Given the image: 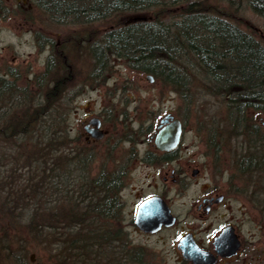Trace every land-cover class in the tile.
<instances>
[{
  "label": "rangeland",
  "instance_id": "374dc122",
  "mask_svg": "<svg viewBox=\"0 0 264 264\" xmlns=\"http://www.w3.org/2000/svg\"><path fill=\"white\" fill-rule=\"evenodd\" d=\"M4 1L8 5L9 13L0 20V74L8 79L16 78L18 87H26L29 95L25 102L32 104L30 106L32 110L36 107L33 104L43 101L44 84L42 87L38 86L39 79L44 78L46 85L51 82V72L44 74L47 57L51 56L53 61H57L61 53L60 50L58 52L56 49L53 50L50 44L60 45L65 41V44H69L64 45V49L69 51V57L64 55L72 74L71 82L60 95V101L52 102L50 109H54V113L55 111L58 113L60 109L64 111L68 125L73 127L71 136L77 134L78 120L83 117L84 112L99 114L102 116L104 126L108 128L111 135L117 137L124 151L131 144L139 151L134 160L124 163L125 169L121 181L122 185L125 183V189L115 194L119 219L122 216L125 217L124 220L129 219L128 212L139 194L164 192L172 211L181 219L186 217L185 225L195 228L198 237L206 243L204 237L213 231L216 222L213 223V227L208 228L206 222L192 219L188 212L192 211L191 199L200 191L201 184L211 180L217 181L220 189L237 192V194L234 193L236 197L234 206L242 203L248 206L246 202H249L250 207L254 208L249 189L263 193L264 190L259 189L263 185H258L257 177L251 175L247 178V175H243L244 173H237L239 170L234 161L237 156L234 153L248 150L249 153L251 151L259 154L261 150H264V146L258 143L250 146L248 141L252 140V132H235L239 127L236 130L230 127L224 115V100L208 93V87L204 86L203 75L198 73L193 79L191 78L189 86L185 84L175 88L156 79L148 81L146 73L128 67L122 59L113 56L102 76L94 77L92 75H95V72L92 69L89 51L86 52L85 48H80L81 43L75 44L74 47L70 39L73 37L74 40L77 35L83 34L91 40L98 39L107 23L100 20L91 25L57 23L41 9L29 7L30 2L23 4L19 0ZM216 3L219 10L231 11V18H233L231 20L243 30L254 33L264 45V26L257 15L247 7H240L234 11L225 0H216ZM19 7L25 12L18 13ZM175 12L177 11L172 7L166 6L162 8L160 15L168 20L172 15V18L175 17ZM209 89H212V86H209ZM5 100L7 99L4 93L0 98V111L3 107L5 108ZM27 104L22 108L28 107ZM167 112L173 113L183 123L181 156L178 159L158 160L151 164L140 162L137 159L138 156L142 155L148 147L147 143H140V141L148 139L149 134L155 130L159 118ZM260 116L262 114L257 112L246 115L247 119L251 117L258 124L257 130L264 135V127L259 125ZM4 122H6V116L0 117V131ZM216 122L220 123L217 127ZM40 128L41 125L36 124L30 133L13 137L10 142L2 140L0 132V264H18V258L23 264H72L73 262L69 255L62 254L64 246H58L59 256L53 255L50 253L53 244L49 243V239L52 238L44 233L37 235L34 227L28 228L27 206L23 203V199L19 202L21 198L17 197L16 202L19 203L16 204L8 202L9 195L17 196V193L20 195L24 191L19 176L23 173L25 157L32 156L35 145L38 144L37 141H41ZM110 139V136H106L93 148H85L87 152L85 150L84 152L88 159L81 161L82 174H84L75 176L73 171L72 183L76 190H81L83 185L86 187L87 177L99 173L118 175V160L115 158L118 156L116 152L118 141L114 143V139ZM109 143L113 146L110 147ZM83 145V141L80 140L75 143L73 150L77 152ZM194 165L200 166L201 169L198 178L191 176V167ZM71 168L74 169L75 165L72 164ZM262 168L264 170V166ZM171 169L175 172L178 170L185 172L186 180L180 186L171 182L169 177ZM164 175L168 176L166 182L162 179ZM84 193H79L80 198L87 195ZM230 194L233 195V193ZM73 200L77 199L72 198ZM122 210L124 213L121 212ZM227 215L228 211L226 218ZM250 215V220L244 225L245 230L249 232L248 235L253 232L258 233L257 228H259L253 221L257 220L256 213L251 210ZM120 226L119 235L122 237L120 241H124V244L113 241L109 246L110 249L106 251L100 249L101 252L98 253H101V257L106 255L115 261V264L120 262L126 264L130 263L129 260L132 257H137L138 250L141 253V262L144 264H188L182 260L180 250L175 245L178 227L163 229L154 234H144L130 225ZM262 230L264 231V226ZM1 244L8 246L9 254L3 250ZM129 249L136 251L128 252ZM99 259L100 257L91 256L83 263L104 264V261L98 263Z\"/></svg>",
  "mask_w": 264,
  "mask_h": 264
},
{
  "label": "trees",
  "instance_id": "16d2710c",
  "mask_svg": "<svg viewBox=\"0 0 264 264\" xmlns=\"http://www.w3.org/2000/svg\"><path fill=\"white\" fill-rule=\"evenodd\" d=\"M225 1L234 11L247 7L264 26V0ZM27 3L57 23L91 25L98 20L107 23L98 39L91 40L85 34L70 39L74 47L81 43L79 47L89 51L95 72L92 76L101 77L113 56L175 88L189 86L200 73L208 93L224 100V115L230 127L234 130L239 127L235 132H252V140L264 139L259 136L257 123L246 117L251 112L264 115V45L254 33L231 20V11L219 10L216 0H27ZM166 6L177 11L175 17L172 15L168 20L161 17ZM17 12L25 11L19 7ZM8 13V5L0 0V20ZM135 15L141 18L134 19ZM64 45L69 44L65 41L60 45L50 44L61 53L57 61L47 57L44 74L51 72V82L46 85L44 78L39 79L38 86L44 84L43 101L33 104L36 106L33 110L32 104L25 102L29 95L26 87H18L16 78L8 79L0 74V98L5 93L7 99L0 111V117L6 116L0 131L2 140L10 142L13 137L25 136L36 124L43 129L39 130L41 141H37L32 156L25 157L23 173L19 176L24 191L17 196L9 195L8 202L16 204L24 200L28 228L34 227L37 235L44 233L52 238L49 243L53 244L50 249L53 255L59 256L58 246H64L62 254L69 255L72 264H84L91 256L100 257L98 263L115 264L109 256L101 257L98 252L110 249L113 241L124 244L120 241L115 196L118 175L99 173L87 177L86 187L76 190L73 171L75 176L84 174L81 161L88 159L85 147L81 146L77 152L72 149L64 111L54 113L50 109L52 102L60 101V95L71 82L72 74L64 55L69 57V51ZM25 104L29 106L23 109ZM219 124L216 122V127ZM242 155L238 162L241 173L264 171L260 153L253 152L250 161ZM79 193L87 195L80 198ZM17 197L21 198L19 202ZM1 247L9 254L6 244ZM136 256L126 264H144L138 250ZM17 260L23 264L20 258Z\"/></svg>",
  "mask_w": 264,
  "mask_h": 264
},
{
  "label": "flooded vegetation",
  "instance_id": "af4514ba",
  "mask_svg": "<svg viewBox=\"0 0 264 264\" xmlns=\"http://www.w3.org/2000/svg\"><path fill=\"white\" fill-rule=\"evenodd\" d=\"M59 44V43H58ZM175 116L171 112H167ZM167 113H165L163 116H165ZM160 117L158 122L155 125V130L157 131L158 125H164L168 122H170V119H167L166 121L160 123V120L163 118ZM178 118V117H177ZM179 120L182 123V120L179 118ZM99 124V128L103 130V135L101 137H97L95 132H92V128H94L96 125ZM261 127H264L261 123H259ZM78 132L77 134H73L71 136V132L73 131L72 125H68V132H69V137L72 142L71 146L72 149L75 145V143H78L83 141V147L85 148H93L96 146L99 141H103L106 136H110L111 139H114V143L118 141V156H115L116 160H118V192H121L123 189H125V183L122 185L121 181V176L123 174L124 168V163L126 164V161H132V159H135V155L138 154V150L136 149L135 146L132 144L128 146L126 151H124L119 145V140L117 137L115 138L113 135H111L110 131L108 130L107 127L104 126L103 119L101 115H96L92 114L90 111L84 112L83 117L78 120ZM257 128L258 124H257ZM153 131L152 133L149 134V137L147 140H141L140 143H147L148 147L143 151L142 155H139L137 159H139L140 162L146 163V164H151L154 161L158 160H174L178 159L180 155V145H181V140L178 143V145L169 150H164L156 147L154 143V134L156 131ZM183 123H182V134H183ZM259 131V130H258ZM110 134V135H109ZM259 136L264 137L263 133L259 131ZM109 140V142H110ZM131 143V141H128ZM262 144L264 146V139L262 140H251L248 141V144L250 146L256 145V144ZM110 146V143H109ZM111 145L110 147H112ZM261 146V145H260ZM86 152L87 150L84 149ZM245 154L244 158H247V161H250L254 157L253 152L250 151L251 155H249L248 150H241L235 154L237 158H234L235 163L237 164V169L239 170V161L243 158L242 154ZM261 155V164L264 163V150H261L259 152ZM255 154V153H254ZM241 162V161H240ZM190 167V165H189ZM249 167V166H248ZM241 171H238L237 173H240ZM185 172L178 170V172H175L173 169L170 170V175L169 177L171 178V182L173 184H178L180 186L183 182L186 180V175H184ZM201 174V169L200 166L194 165V167H191V176L193 178H198L199 175ZM207 175V174H206ZM243 175H247V178L251 175L253 177H257L258 185H263L259 187L260 190H264V173L262 172H256V171H247ZM209 176V174L207 175ZM167 175L163 176V180L166 182L167 181ZM211 178V177H210ZM261 179L258 180V179ZM151 186V184H150ZM201 188H199L200 191L194 194V198L191 199V207L192 211L188 212V214L191 215V218L194 220H198L200 222H206L208 228L210 226L213 227V223L216 222V227L213 228V231L208 233L204 238L206 239V243L201 239V237H198V232L195 228L193 227H187L185 225L186 223V217L183 219L179 218L177 214H175L171 207L169 202L166 200V195L164 192H152L148 194H139L136 196L135 201L132 203V208L128 212L129 219L124 220V216L119 219V224L123 226L130 225L136 230H139L143 232L144 234H154L157 232H160L163 229H171L178 227L179 232L178 235L175 239V245L176 248L180 250V254L182 257V260H184L188 264H196L192 262L191 260L183 257L182 251L179 248V241L182 237L186 236L187 234H191L194 242L197 244L199 248L202 250H205L209 253H211L215 257V261L213 264H264V231L263 226H264V192L259 193L255 191H251L249 189V194L251 196V201L253 203V207H250V203H248V206L243 205L244 203L240 204L239 206H234V202L236 201L235 194L237 192H228L225 191L224 189L219 188V184L217 181H208L206 184H201ZM247 189V188H246ZM178 191H183L178 189ZM246 192V190H244ZM230 193H233L231 195ZM235 193V194H234ZM151 196H159L162 201L166 204L168 207L170 213L174 216V222L169 225V226H161L156 232H144L140 230L136 224V214H137V208L138 205L144 201L145 199L151 197ZM253 210L256 215H257V220H253L255 223L256 227L258 230V233L253 232L248 235L249 232H247L244 228V225L247 221L250 220V211ZM228 211V215L226 218V212ZM122 213L123 210L121 211ZM124 223V224H123ZM224 228H228L230 233L235 235L236 240L238 241V246L237 250L234 254L230 256H225V255H220L216 251V245H215V238L221 233V231ZM212 229V228H211ZM211 231V230H210ZM207 234V233H206Z\"/></svg>",
  "mask_w": 264,
  "mask_h": 264
},
{
  "label": "water",
  "instance_id": "95a60500",
  "mask_svg": "<svg viewBox=\"0 0 264 264\" xmlns=\"http://www.w3.org/2000/svg\"><path fill=\"white\" fill-rule=\"evenodd\" d=\"M25 2L26 0H22ZM141 18L138 15L133 17ZM148 81H152L151 75H146ZM170 119V122L158 125V129L154 134V143L156 147L164 150L175 148L181 140L182 125L178 118L167 113L160 123ZM259 122L264 126V119L259 118ZM99 138L103 135V130L99 128V124L92 128ZM174 222V216L170 213L166 204L159 196H151L142 201L137 208L136 224L138 228L144 232H156L161 226H169ZM179 248L183 257L191 260L196 264H213L215 257L197 246L192 235L187 234L179 241ZM216 251L220 255L230 256L237 250L238 241L235 235L230 233L228 228H224L215 238Z\"/></svg>",
  "mask_w": 264,
  "mask_h": 264
}]
</instances>
